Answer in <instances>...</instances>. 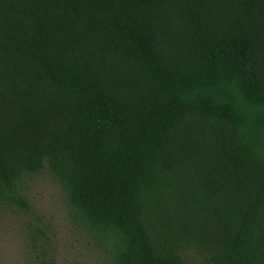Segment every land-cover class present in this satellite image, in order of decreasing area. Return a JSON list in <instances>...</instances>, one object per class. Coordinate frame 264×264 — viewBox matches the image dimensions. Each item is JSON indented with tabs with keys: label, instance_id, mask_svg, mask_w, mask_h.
<instances>
[{
	"label": "trees",
	"instance_id": "obj_1",
	"mask_svg": "<svg viewBox=\"0 0 264 264\" xmlns=\"http://www.w3.org/2000/svg\"><path fill=\"white\" fill-rule=\"evenodd\" d=\"M45 169L110 264H264V0H0V201Z\"/></svg>",
	"mask_w": 264,
	"mask_h": 264
},
{
	"label": "rangeland",
	"instance_id": "obj_2",
	"mask_svg": "<svg viewBox=\"0 0 264 264\" xmlns=\"http://www.w3.org/2000/svg\"><path fill=\"white\" fill-rule=\"evenodd\" d=\"M18 191L28 210L0 201V264H110L95 234L72 221V208L48 169L24 175ZM192 264H207L197 248Z\"/></svg>",
	"mask_w": 264,
	"mask_h": 264
}]
</instances>
